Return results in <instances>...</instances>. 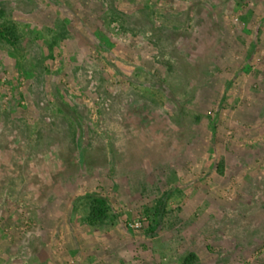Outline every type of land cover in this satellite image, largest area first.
Instances as JSON below:
<instances>
[{"label": "rangeland", "instance_id": "1", "mask_svg": "<svg viewBox=\"0 0 264 264\" xmlns=\"http://www.w3.org/2000/svg\"><path fill=\"white\" fill-rule=\"evenodd\" d=\"M1 24L0 264H264V0H0Z\"/></svg>", "mask_w": 264, "mask_h": 264}, {"label": "trees", "instance_id": "2", "mask_svg": "<svg viewBox=\"0 0 264 264\" xmlns=\"http://www.w3.org/2000/svg\"><path fill=\"white\" fill-rule=\"evenodd\" d=\"M0 40L8 41L9 43L16 44L18 37L15 33L13 26L0 25ZM94 205L91 209V214L88 216V221L92 224L97 221L103 220L107 213L106 200L104 198H94ZM196 258L195 254L191 253L185 259V264H190Z\"/></svg>", "mask_w": 264, "mask_h": 264}]
</instances>
